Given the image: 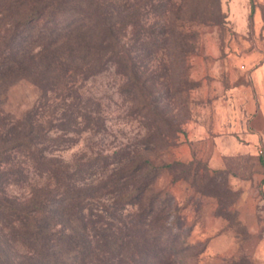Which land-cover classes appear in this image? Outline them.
<instances>
[{
    "label": "rangeland",
    "instance_id": "obj_1",
    "mask_svg": "<svg viewBox=\"0 0 264 264\" xmlns=\"http://www.w3.org/2000/svg\"><path fill=\"white\" fill-rule=\"evenodd\" d=\"M134 1L140 4L142 24L171 19L175 31L183 24L191 35L187 65L192 84L181 94L185 104L179 107L172 96L177 68L170 66L169 52L138 41V28L128 27L122 33L153 106L177 129L169 131L168 123H160L165 138L162 145L146 142L152 114L138 106L142 99L126 89L128 77L114 61L107 60L100 67L96 56L84 58L75 36L51 45L45 38L40 46L37 32L49 23L20 24L24 13L35 6L33 0H0V51L37 55L34 73L18 75L17 67L5 83L0 80V89L7 88L0 94V118L14 121L27 110L38 109L51 139L45 152L68 164L70 170H84L78 181L81 185L97 188L139 153L155 174L152 191L135 203H124L118 200L120 192L99 189L87 197L83 212H100L117 228L138 221L143 204L152 192L158 193L156 205L167 204L163 211L167 217L163 215L161 222H169L175 230L168 249L176 261L173 264H264V195L259 179L264 173L260 160L263 141L255 154H230L222 158V167H211L216 141L211 135H194L193 131L194 124L211 123V98L221 95V91L212 90L214 81L227 89L250 82L248 74L259 61L253 52H264V0H172V11L155 9L151 0ZM163 2L167 0H153L157 5ZM243 5L249 13L254 9L252 17L247 13L246 25H241ZM75 16L68 11L58 21L64 25ZM54 58L64 62L63 69L53 64L49 67ZM223 142L232 145L226 138ZM14 163L31 165L26 157L16 158ZM28 190L27 183L9 188L18 196ZM65 227L68 229L69 223ZM217 238L220 243L211 248ZM15 250L25 251L21 246Z\"/></svg>",
    "mask_w": 264,
    "mask_h": 264
},
{
    "label": "trees",
    "instance_id": "obj_2",
    "mask_svg": "<svg viewBox=\"0 0 264 264\" xmlns=\"http://www.w3.org/2000/svg\"><path fill=\"white\" fill-rule=\"evenodd\" d=\"M33 2L35 6L24 13L20 24L30 27L35 22L49 23L47 26L41 25L37 32L36 41H39L40 46L44 45L42 39L45 38H48L47 45H51L61 38L71 40L75 36L77 47L84 58L96 56L100 67L105 61L112 60L128 77L126 89L137 95V99L140 97L142 101L138 106L152 114L147 143L159 146L165 141L160 128L162 121L169 124V131L177 130L172 129V122L153 106L151 93L140 75L136 60L125 46L122 33L128 27L138 28V41L152 46L153 50L163 48L169 52L170 66L177 68L172 96L176 97L175 104L182 107L185 100L181 94L188 92L192 84L187 65L191 35L183 24L176 31L171 19L167 23L142 24L141 7L134 0ZM150 3L155 9L161 7L168 11H172L171 6H175L172 0L159 5L153 3V0ZM177 9L182 10L180 6ZM68 11L76 16L73 22L61 25L58 18L64 17ZM253 12L252 8L251 17ZM169 35L175 38L169 39ZM36 56L18 50L8 53L0 51L2 83L12 73H16L17 67L18 75L34 73ZM63 63L54 58L48 65L63 69ZM69 65H72L71 61ZM6 89H0V94L5 93ZM168 91H171L170 87ZM50 141L36 108L27 110L23 117L14 121L0 118V264L176 262L168 250L173 245L175 230L169 222H161L167 204L162 207L156 205L158 193L152 192L151 198L143 204L138 221L123 223V226L117 228L114 221L100 212L92 209L87 214L83 212L87 197L99 189L104 188L111 193L120 192L118 200L124 203H135L138 198L152 191L155 174L139 153L97 188H93L90 184L81 185L78 182L83 178L84 170H70L68 164L45 152ZM20 157L28 158L31 165L25 167L14 163ZM261 161L264 163L262 155ZM31 176L34 177L33 181H29ZM20 183H27L29 189L24 196L9 191L11 186ZM66 223H69L68 229ZM120 239L121 242L118 241ZM15 246H21L25 251L19 252Z\"/></svg>",
    "mask_w": 264,
    "mask_h": 264
},
{
    "label": "crops",
    "instance_id": "obj_3",
    "mask_svg": "<svg viewBox=\"0 0 264 264\" xmlns=\"http://www.w3.org/2000/svg\"><path fill=\"white\" fill-rule=\"evenodd\" d=\"M242 8L244 19L241 25L243 23L246 25L249 9L244 5ZM234 12L235 10L231 12L233 22L236 21ZM251 13L252 7L250 8V17ZM253 55L259 61L248 74L250 82L236 83L227 89L222 82L214 81L215 86L212 87V90L221 91V95H214L211 98V123L194 124V135H211L216 141L214 148L216 155L211 160V167H222V158L230 154H238L239 156L255 154L262 141L264 143V138L261 139V134L264 135V52H253ZM224 138L232 145L225 144ZM259 179L261 182L260 189L264 195V173H261ZM220 241V238L214 239L211 248H217L216 246Z\"/></svg>",
    "mask_w": 264,
    "mask_h": 264
}]
</instances>
